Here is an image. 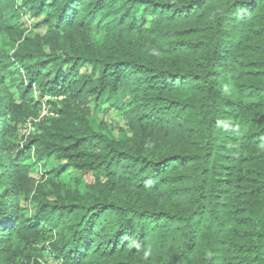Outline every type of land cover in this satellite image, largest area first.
<instances>
[{"label": "trees", "instance_id": "obj_1", "mask_svg": "<svg viewBox=\"0 0 264 264\" xmlns=\"http://www.w3.org/2000/svg\"><path fill=\"white\" fill-rule=\"evenodd\" d=\"M49 259L264 264V0H0V264Z\"/></svg>", "mask_w": 264, "mask_h": 264}, {"label": "rangeland", "instance_id": "obj_2", "mask_svg": "<svg viewBox=\"0 0 264 264\" xmlns=\"http://www.w3.org/2000/svg\"><path fill=\"white\" fill-rule=\"evenodd\" d=\"M23 12L26 14L25 15V18L28 20L29 23H34L36 22L38 19L34 17V15H30V13L24 9ZM37 32L39 33H42L43 29H38L36 30ZM85 70H83L84 72ZM88 71V70H87ZM15 99H17V95L15 94L14 95ZM42 111H40V114H41ZM103 118H104V121L107 122L109 124V126L114 130V134H117L119 132L120 129H122V127L124 126L125 122L122 118V116L120 115L119 112H116V111H109L108 113L104 114V115H101ZM38 170H39V167H38ZM68 173L69 175L71 176H78V172L72 170V169H69L68 170ZM32 176H35V173L32 174ZM86 180L87 181H91L92 178H91V175L87 174L85 176ZM49 264H56V261H53V260H50L49 259Z\"/></svg>", "mask_w": 264, "mask_h": 264}, {"label": "built area", "instance_id": "obj_3", "mask_svg": "<svg viewBox=\"0 0 264 264\" xmlns=\"http://www.w3.org/2000/svg\"><path fill=\"white\" fill-rule=\"evenodd\" d=\"M41 114L39 115L38 118H35L34 120H28L25 128L22 130V134H24L25 136H27L31 131L34 130V124L35 122H38L40 119L43 118V116L48 115V110L47 108H42L41 110Z\"/></svg>", "mask_w": 264, "mask_h": 264}]
</instances>
